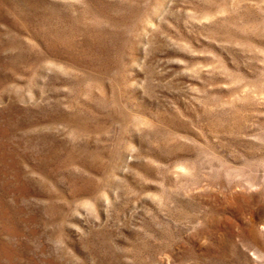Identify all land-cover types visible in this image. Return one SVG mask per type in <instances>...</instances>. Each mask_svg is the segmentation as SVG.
<instances>
[{"label":"rangeland","instance_id":"1","mask_svg":"<svg viewBox=\"0 0 264 264\" xmlns=\"http://www.w3.org/2000/svg\"><path fill=\"white\" fill-rule=\"evenodd\" d=\"M0 264H264V0H0Z\"/></svg>","mask_w":264,"mask_h":264}]
</instances>
